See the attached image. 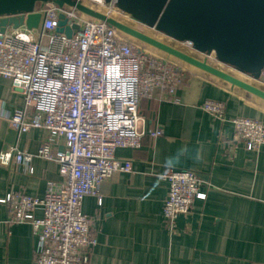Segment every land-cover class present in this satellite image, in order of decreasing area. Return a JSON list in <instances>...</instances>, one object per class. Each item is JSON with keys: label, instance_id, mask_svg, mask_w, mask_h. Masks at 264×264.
I'll return each mask as SVG.
<instances>
[{"label": "built area", "instance_id": "obj_1", "mask_svg": "<svg viewBox=\"0 0 264 264\" xmlns=\"http://www.w3.org/2000/svg\"><path fill=\"white\" fill-rule=\"evenodd\" d=\"M79 1L108 16L109 11H120L115 0ZM36 11L43 15L38 28L23 25L0 33V77L9 79L24 96V105L8 119L10 126L18 133L43 131L45 138L36 155L55 160L62 179L48 181L42 197L11 192L0 201L10 205L9 221L32 224L38 236L35 264H89L98 241L92 219L82 210L84 198L92 195L101 200L104 180L132 171V161L117 158L116 150L141 147L146 134L139 126L141 101L178 102L189 71L182 61L140 45L75 7L51 3ZM60 14L79 26L71 37L56 30ZM178 43L193 49L190 41ZM205 56L211 60L214 54ZM201 108L225 118V103L220 100L206 99ZM231 121L234 137L247 149L264 146L262 121L242 116ZM163 134L160 126L148 132L151 137ZM59 140L62 150L54 147ZM34 156L13 147L0 154V163L15 161L31 174ZM161 177L169 183L165 224L174 230L176 219L190 213L196 199L206 198L207 183L186 168H168ZM38 209L40 217L35 214Z\"/></svg>", "mask_w": 264, "mask_h": 264}, {"label": "crops", "instance_id": "obj_2", "mask_svg": "<svg viewBox=\"0 0 264 264\" xmlns=\"http://www.w3.org/2000/svg\"><path fill=\"white\" fill-rule=\"evenodd\" d=\"M186 66L178 102L141 101L139 126L146 133L141 147L116 150L117 158L132 161V171L104 180L101 200L92 195L83 200L98 241L89 264H264V146L247 149L234 137L231 121L242 116L264 123V99ZM249 82L264 89L262 79ZM206 99L225 103L224 120L201 108ZM0 101V154L16 147L35 155L31 174L15 161L0 163V200L11 192L42 197L48 181L62 179L58 164L36 155L43 131L18 133L10 126L24 96L3 77ZM158 126L162 136L148 135ZM54 147L62 150L64 144L59 140ZM168 168L193 170L207 183L206 198L196 199L174 230L163 215L169 183L161 175ZM9 208L0 201V264H35L38 236L31 223L9 221ZM35 214L42 216V210Z\"/></svg>", "mask_w": 264, "mask_h": 264}, {"label": "water", "instance_id": "obj_3", "mask_svg": "<svg viewBox=\"0 0 264 264\" xmlns=\"http://www.w3.org/2000/svg\"><path fill=\"white\" fill-rule=\"evenodd\" d=\"M39 3L75 7L136 40L264 99V89L213 64L235 69L253 80L260 79L264 69V0H115L120 10L139 23L176 42L190 41L193 49L188 52L79 0H0V33L23 25L38 28L43 18L36 11ZM78 28L64 14L59 15L57 32L71 37ZM204 54L214 56L209 60Z\"/></svg>", "mask_w": 264, "mask_h": 264}, {"label": "rangeland", "instance_id": "obj_4", "mask_svg": "<svg viewBox=\"0 0 264 264\" xmlns=\"http://www.w3.org/2000/svg\"><path fill=\"white\" fill-rule=\"evenodd\" d=\"M48 4L50 5L51 3H42V5H44V7H46ZM95 7H97V5H95ZM100 9H102V11L106 12V9L101 8V7H100ZM109 13H110V16H112V17H114V18H116V19H118V20H120V21H122V22H124V23H126V24H128V25H130L132 27H134V28L139 29V30L151 35L152 37H155V38H157V39H159V40H161L163 42H166V43H168V44H170V45H172V46H174V47H176L178 49H181V50H184V51H187V52L190 51L184 45H181L180 43L176 42L175 40L171 39L170 37L166 36L165 34L157 31L156 29H153L151 27H148V26H145V25L139 23L138 21L134 20L129 14H127L125 12H122L121 10L120 11L119 10H112V11H109ZM136 41L140 45H142L144 47H147L148 49L150 48L152 51L160 52L158 49H156V48H154L152 46H149V45H147V44H145V43H143V42H141L139 40H136ZM166 55H168V54H166ZM168 56H170V55H168ZM170 57H172V56H170ZM172 58H174V57H172ZM219 67L220 68L223 67L222 69L230 72L231 74L236 75L237 77H240L242 79L246 78L245 80L249 81V78H247L246 75L236 71L235 69L226 67V66H224L222 64H219Z\"/></svg>", "mask_w": 264, "mask_h": 264}, {"label": "trees", "instance_id": "obj_5", "mask_svg": "<svg viewBox=\"0 0 264 264\" xmlns=\"http://www.w3.org/2000/svg\"><path fill=\"white\" fill-rule=\"evenodd\" d=\"M39 5H40V3H39Z\"/></svg>", "mask_w": 264, "mask_h": 264}]
</instances>
